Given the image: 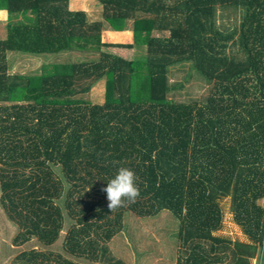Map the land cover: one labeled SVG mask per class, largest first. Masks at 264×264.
Returning a JSON list of instances; mask_svg holds the SVG:
<instances>
[{
    "label": "trees",
    "instance_id": "16d2710c",
    "mask_svg": "<svg viewBox=\"0 0 264 264\" xmlns=\"http://www.w3.org/2000/svg\"><path fill=\"white\" fill-rule=\"evenodd\" d=\"M69 1L0 0V10L33 16L0 38V203L19 227L16 245L49 247L65 230L63 252L32 248L19 264H126L108 245L125 214L163 210L178 221V264L228 252L242 264L246 243L215 232L229 198L251 247L263 244L264 0H97L93 20ZM228 8L240 15L225 30L218 11ZM130 20L132 43L102 40L106 28L130 35ZM11 50L85 58L11 73ZM175 68L209 93L170 97L185 87L172 81ZM102 79L104 101L94 103L86 94ZM121 166L135 172L139 194L110 210L102 188Z\"/></svg>",
    "mask_w": 264,
    "mask_h": 264
},
{
    "label": "rangeland",
    "instance_id": "374dc122",
    "mask_svg": "<svg viewBox=\"0 0 264 264\" xmlns=\"http://www.w3.org/2000/svg\"><path fill=\"white\" fill-rule=\"evenodd\" d=\"M69 6L72 9L84 10L89 20L101 18L102 5L97 0H70ZM240 12L234 11L232 8L218 11V23L230 30L239 22ZM33 20V16L27 12L9 13L6 10H0V38L7 36L8 25L10 24H27ZM132 20L128 22V28L123 30L127 34H109L111 29L106 28L102 31L101 38L103 41L110 43H132L133 31ZM112 31V30H111ZM112 50L126 57L134 54L145 52V50L112 47ZM85 57L79 53L69 51L57 54L36 55L18 50H11L7 54L8 71L11 73L35 74L40 73L43 65L54 62H66L80 60ZM172 81H184L186 69H172ZM184 89L170 94L175 99L187 98H203L209 93L207 83L201 80L197 75L184 81ZM105 94V81L99 80L94 84L86 97L94 103H102ZM1 166V164H0ZM1 195V190H0ZM225 217L233 218L234 207L228 198L224 201ZM67 227V224H66ZM240 227L230 219L217 234L233 235L236 231H240ZM178 229V221L167 210L161 211L156 216L140 217L133 212H127L124 217L123 229L108 243L109 248L116 258H120L126 264H178L179 257L183 254V246L179 243L176 233ZM19 232V227L13 223L7 216L5 210L0 203V264H19L18 256L21 252L32 248L63 252V236L65 230L62 231L60 239L49 247L42 246L37 239H32L21 245H16L13 241ZM85 264L91 262L82 261Z\"/></svg>",
    "mask_w": 264,
    "mask_h": 264
},
{
    "label": "clouds",
    "instance_id": "9594fccd",
    "mask_svg": "<svg viewBox=\"0 0 264 264\" xmlns=\"http://www.w3.org/2000/svg\"><path fill=\"white\" fill-rule=\"evenodd\" d=\"M106 181L102 191L106 194L110 210L122 206L126 201L134 202L139 194L135 172L129 167H119Z\"/></svg>",
    "mask_w": 264,
    "mask_h": 264
},
{
    "label": "crops",
    "instance_id": "0c3cea01",
    "mask_svg": "<svg viewBox=\"0 0 264 264\" xmlns=\"http://www.w3.org/2000/svg\"><path fill=\"white\" fill-rule=\"evenodd\" d=\"M112 31H116V30H112ZM123 31V30H122ZM116 32H121V31H116ZM232 220L233 223L235 224V227H240V231H236V233H234L233 235L229 236V235H224L222 232L217 234L215 232L216 235L222 236V237H226L231 239L233 242H235L236 240H239L241 242L246 243L245 247H246V251H245V259L240 260L242 264H261V259H262V245H258V246H254L251 247V240L247 237V235L243 232L242 227L237 224L234 220V218H229V217H224L223 220V225L226 224L229 220ZM220 230V229H219ZM234 245V244H233ZM232 245V247H233ZM214 264H237L236 263V259L234 258L232 252H228V256L225 257L223 259V261L221 262H217Z\"/></svg>",
    "mask_w": 264,
    "mask_h": 264
},
{
    "label": "built area",
    "instance_id": "2783aa9c",
    "mask_svg": "<svg viewBox=\"0 0 264 264\" xmlns=\"http://www.w3.org/2000/svg\"><path fill=\"white\" fill-rule=\"evenodd\" d=\"M261 264H264V239H263V244H262V259H261Z\"/></svg>",
    "mask_w": 264,
    "mask_h": 264
}]
</instances>
